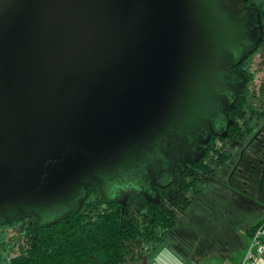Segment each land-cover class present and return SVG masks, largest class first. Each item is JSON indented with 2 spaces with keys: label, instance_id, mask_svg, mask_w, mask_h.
Returning <instances> with one entry per match:
<instances>
[{
  "label": "trees",
  "instance_id": "1",
  "mask_svg": "<svg viewBox=\"0 0 264 264\" xmlns=\"http://www.w3.org/2000/svg\"><path fill=\"white\" fill-rule=\"evenodd\" d=\"M192 4L178 34L193 46L162 54L179 65L171 83L142 42H120L88 90L76 79L68 94L47 95L61 115L36 116V136L0 179L20 181L24 213L19 252L0 264H143L210 185L264 209V79L252 84V55L238 62L264 30V0ZM57 201L74 209L43 223L38 210Z\"/></svg>",
  "mask_w": 264,
  "mask_h": 264
},
{
  "label": "water",
  "instance_id": "2",
  "mask_svg": "<svg viewBox=\"0 0 264 264\" xmlns=\"http://www.w3.org/2000/svg\"><path fill=\"white\" fill-rule=\"evenodd\" d=\"M192 1L0 0V179L13 169L22 146L36 136V116L57 105L47 95L68 94L67 88L75 87L70 82L76 79H81V92L88 90L83 85L96 74L95 65L120 47V42H142L153 58L159 57L149 66L156 69L162 61L158 73L171 83L179 65L162 54L173 51L169 56L174 58L182 46H193L191 39L181 43L178 34L194 18L185 11H193ZM259 44L238 62L255 53ZM168 60L170 70L165 72ZM91 83L95 86L96 81ZM173 106L178 107L177 103ZM62 111L53 113L47 122H55ZM14 184L0 185L4 202H13L21 190L20 181Z\"/></svg>",
  "mask_w": 264,
  "mask_h": 264
},
{
  "label": "crops",
  "instance_id": "3",
  "mask_svg": "<svg viewBox=\"0 0 264 264\" xmlns=\"http://www.w3.org/2000/svg\"><path fill=\"white\" fill-rule=\"evenodd\" d=\"M209 194H211V196L218 194V198H210ZM204 196H206V198H204ZM251 204L252 203L243 198L241 199L239 196L237 197L231 193H224L217 187L216 189L215 187L212 189L210 186L206 188L202 196L182 218L184 222L195 224L196 227L199 225L203 226L204 234H198L197 232L193 233L195 241H193L192 244L195 248L191 247L189 251H184L185 249L182 250L185 254H191L190 262H187V260L183 258V255L176 248H173L176 254L182 255V261L169 264L240 263L250 244L251 235L248 233V230L264 221V209L260 207L254 209ZM251 210H255L253 215L249 214V212H252ZM248 217H250L249 221ZM179 223L180 221L177 224ZM203 241H206V245L212 246L215 245L214 243H216V241L221 242L222 245H215L217 248L215 247V251H212L210 254L222 255V263L213 261V259L208 260V263L199 260L200 254L206 249L204 248V244H202ZM255 264H264V252Z\"/></svg>",
  "mask_w": 264,
  "mask_h": 264
},
{
  "label": "rangeland",
  "instance_id": "4",
  "mask_svg": "<svg viewBox=\"0 0 264 264\" xmlns=\"http://www.w3.org/2000/svg\"><path fill=\"white\" fill-rule=\"evenodd\" d=\"M264 54V45L259 49L258 53H255L252 55V60L250 62V66H253L254 73H253V82L252 84L255 85L256 88L259 87V84L261 83L262 79H264V69L262 72L259 71V67L257 65L260 64V58L259 54ZM176 76L174 75V79ZM187 94L188 100L193 96V92L191 87L187 89ZM184 101L183 104H180L179 101L177 102L178 106H183L187 105L188 101ZM24 110H28V106H23ZM178 108V107H176ZM183 108L178 110H182ZM50 111L52 113H56L60 111V108L55 106L51 107ZM210 187H215V185H211ZM224 193H229L226 190H222ZM210 198L214 197V199L218 198V194H215L211 196L209 194ZM238 197V196H237ZM18 195L14 197V200L12 204L10 205L9 208L6 207V199L0 198V259L3 261L8 260L10 257L14 256L17 252H19L21 243L23 241V233L19 229L21 226L24 224V220H17L19 217L23 216L24 213L21 212V207L20 203L21 202L18 199ZM206 198V196H204ZM242 199V198H241ZM19 201V202H17ZM57 204V208L54 210H49V209H40L38 212L40 213L42 217V222L43 223H49L53 220H55L58 216H60L63 213L70 212L74 209L75 203H69L65 205H60L59 201L55 202ZM254 209H258V206L251 204ZM32 209L31 206L27 205L24 207V210H27L30 212ZM34 209V208H33ZM252 212H249V214H254L255 210H251ZM257 211V210H256ZM196 218V217H195ZM34 219V217L28 218L26 217L25 220L31 221ZM187 219V218H186ZM250 220V217H248V221ZM256 223V221H255ZM179 229V231H178ZM204 227L203 226H198L196 227L195 224L191 223H186L184 220H180V223L177 224V226L168 234L166 241L167 245L165 246H160L157 248L155 252L152 253L151 256L147 258V260L143 264H169V263H174V262H181L182 261V255L187 262H190L191 260V254H185L183 253L182 250L184 251H189V248H195V246L192 244L194 239V234L193 233H198V234H204ZM192 244V245H191ZM202 244H204V249L202 254L199 256V260L208 263V260L213 259V261H217L218 263H222V255L219 254H210L212 251H215V245H222L221 242L216 241L214 243L215 245H206V241H203ZM227 246V245H225ZM173 248H176L182 255H178L174 252ZM188 248V249H187ZM217 248V247H216ZM212 256V257H211ZM4 262V261H3ZM230 264V263H228Z\"/></svg>",
  "mask_w": 264,
  "mask_h": 264
},
{
  "label": "built area",
  "instance_id": "5",
  "mask_svg": "<svg viewBox=\"0 0 264 264\" xmlns=\"http://www.w3.org/2000/svg\"><path fill=\"white\" fill-rule=\"evenodd\" d=\"M264 252V222L254 230L243 260L238 264H255Z\"/></svg>",
  "mask_w": 264,
  "mask_h": 264
},
{
  "label": "flooded vegetation",
  "instance_id": "6",
  "mask_svg": "<svg viewBox=\"0 0 264 264\" xmlns=\"http://www.w3.org/2000/svg\"><path fill=\"white\" fill-rule=\"evenodd\" d=\"M258 39H260V40H258V41L260 42L259 47H258V49H259L260 46H261V44L264 42V30L261 32V36H259ZM257 43H258V42H257ZM258 49H257V50H258ZM257 50H256V51H257ZM252 55H253V54H252ZM250 56H251V55H250ZM210 186H211V185H210ZM208 187H209V186H208ZM208 187H207V188H208ZM205 190H206V189H205ZM205 190H204V191H205ZM203 193H204V192H203ZM196 201H197V200H196ZM196 201H195V202H196ZM195 202H194V203H195ZM194 203H193V204H194ZM191 207H192V206H191ZM191 207H190V208H191ZM190 208H189V209H190ZM189 209H188V210H189ZM188 210H187V211H188ZM186 213H187V212H186ZM186 213H185V214H186ZM185 214H184V216H185ZM184 216H183V217H184ZM183 217H182V218H183ZM182 218H181V219H182ZM181 219H180V220H181ZM180 220H179V221H180ZM179 221H178V222H179Z\"/></svg>",
  "mask_w": 264,
  "mask_h": 264
}]
</instances>
